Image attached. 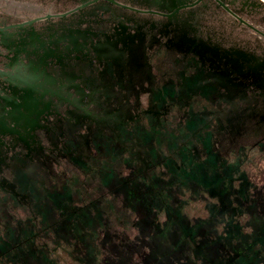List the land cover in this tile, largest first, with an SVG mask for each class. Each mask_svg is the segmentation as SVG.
I'll list each match as a JSON object with an SVG mask.
<instances>
[{"label": "flooded vegetation", "instance_id": "flooded-vegetation-1", "mask_svg": "<svg viewBox=\"0 0 264 264\" xmlns=\"http://www.w3.org/2000/svg\"><path fill=\"white\" fill-rule=\"evenodd\" d=\"M245 2L255 6L82 0L28 19L0 15V264H29L28 242L41 235L16 211L96 201L90 187L76 190L78 172L99 174V188L127 163L151 177L163 161L162 172L196 183L184 160L222 175L226 166L231 190L252 186L240 162L253 149L264 158V47L231 31L223 41L194 20L224 11L232 28L264 39L239 14Z\"/></svg>", "mask_w": 264, "mask_h": 264}, {"label": "rangeland", "instance_id": "rangeland-1", "mask_svg": "<svg viewBox=\"0 0 264 264\" xmlns=\"http://www.w3.org/2000/svg\"><path fill=\"white\" fill-rule=\"evenodd\" d=\"M80 1L0 0V15L15 21L28 19ZM252 3L255 6L238 4L239 14L264 28V3ZM196 19L205 21L206 29L222 31L223 41L231 31L239 43L250 40L264 47V39L251 27L238 22L239 27L232 28V17L224 11ZM162 162L151 177L148 173L134 176L135 166L127 163L119 168V178L106 176L99 188V174L87 177L78 172L76 190L90 187L87 200L96 198L93 204H82L78 197L73 204H41L30 215L16 211L15 217L30 220L31 233H41L28 242L29 264H41L43 255L47 264H264V158L260 153L250 150L241 160V170L253 174L248 177L253 184L244 183L237 191L231 190L226 166L222 175L209 166H183V160V173L194 176L195 183L177 172H162ZM42 237L45 251L40 255L35 251L34 256ZM22 263V258L15 260Z\"/></svg>", "mask_w": 264, "mask_h": 264}, {"label": "crops", "instance_id": "crops-1", "mask_svg": "<svg viewBox=\"0 0 264 264\" xmlns=\"http://www.w3.org/2000/svg\"><path fill=\"white\" fill-rule=\"evenodd\" d=\"M120 192H122V190H120ZM44 258H45V256H44ZM46 260V259H45ZM45 263V262H44ZM44 263H41V264H44Z\"/></svg>", "mask_w": 264, "mask_h": 264}]
</instances>
